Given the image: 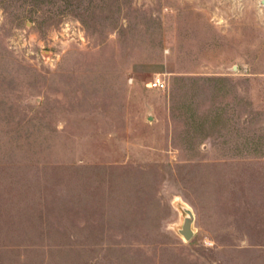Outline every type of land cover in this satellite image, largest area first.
I'll return each mask as SVG.
<instances>
[{
	"label": "rangeland",
	"instance_id": "374dc122",
	"mask_svg": "<svg viewBox=\"0 0 264 264\" xmlns=\"http://www.w3.org/2000/svg\"><path fill=\"white\" fill-rule=\"evenodd\" d=\"M0 264H264V0H0Z\"/></svg>",
	"mask_w": 264,
	"mask_h": 264
},
{
	"label": "water",
	"instance_id": "95a60500",
	"mask_svg": "<svg viewBox=\"0 0 264 264\" xmlns=\"http://www.w3.org/2000/svg\"><path fill=\"white\" fill-rule=\"evenodd\" d=\"M181 210L184 214L181 227L177 230L179 236H181L185 241H190L194 235L192 225L194 222V215L192 211L186 207L181 206Z\"/></svg>",
	"mask_w": 264,
	"mask_h": 264
},
{
	"label": "built area",
	"instance_id": "2783aa9c",
	"mask_svg": "<svg viewBox=\"0 0 264 264\" xmlns=\"http://www.w3.org/2000/svg\"><path fill=\"white\" fill-rule=\"evenodd\" d=\"M151 88L155 90H163L165 89V83L159 77L153 78L151 81Z\"/></svg>",
	"mask_w": 264,
	"mask_h": 264
}]
</instances>
